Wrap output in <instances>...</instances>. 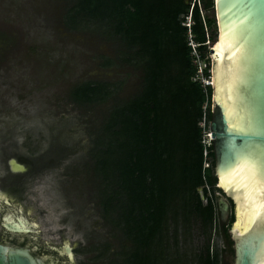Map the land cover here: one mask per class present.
<instances>
[{
	"label": "trees",
	"instance_id": "1",
	"mask_svg": "<svg viewBox=\"0 0 264 264\" xmlns=\"http://www.w3.org/2000/svg\"><path fill=\"white\" fill-rule=\"evenodd\" d=\"M67 3V29L112 40L119 60L141 72L140 87L128 98L119 96L123 83L115 80H83L68 92L77 104H108L86 168L109 233L89 249L95 251L92 259L97 264L105 258L109 264H226L210 240L217 226L230 244L232 203L228 200L229 220L221 226L213 152L212 168L203 170L198 126L204 103L211 118L212 89L194 79L198 66L188 45L195 44L205 63L202 75L209 77V48L217 35L214 0ZM113 64L109 58L103 63ZM193 223L203 241L192 252L181 244Z\"/></svg>",
	"mask_w": 264,
	"mask_h": 264
},
{
	"label": "rangeland",
	"instance_id": "2",
	"mask_svg": "<svg viewBox=\"0 0 264 264\" xmlns=\"http://www.w3.org/2000/svg\"><path fill=\"white\" fill-rule=\"evenodd\" d=\"M67 2L0 0V134L14 126L21 155L50 143L67 151L64 162L52 168L40 187L50 184L58 204L47 219L54 230L65 226L70 239L81 240L74 264H97L92 259L95 251L89 249L109 233L86 168L91 165L108 104H77L70 101L68 92L83 80H115L123 83L119 96L128 98L139 89L141 72L119 60L112 40L91 30L67 29L63 23ZM190 23L187 20L186 24ZM106 58L115 64L103 65ZM194 62L204 67L201 59L194 58ZM212 192L209 187L207 193ZM199 193L205 203L201 190ZM214 194L220 196L221 192L215 190ZM215 228L210 246L221 260V248L224 254L227 251ZM110 241L117 245L113 238ZM202 241L193 223L181 245L193 252ZM99 263L109 264L107 258Z\"/></svg>",
	"mask_w": 264,
	"mask_h": 264
},
{
	"label": "water",
	"instance_id": "3",
	"mask_svg": "<svg viewBox=\"0 0 264 264\" xmlns=\"http://www.w3.org/2000/svg\"><path fill=\"white\" fill-rule=\"evenodd\" d=\"M254 7L257 12L251 24L242 25L244 4L214 0L217 35L209 48V125L216 187L221 191L220 196L215 194L221 222L228 220V200L232 203L228 234L233 257L221 248V262L226 264H264V227L256 226L264 214V200L259 199L264 193L255 190L254 196L252 186L243 190L245 209L251 202L246 215L229 189H239L245 182L242 161L264 163V0ZM68 254L73 262L70 247ZM0 264H41V260L28 247L0 244Z\"/></svg>",
	"mask_w": 264,
	"mask_h": 264
},
{
	"label": "flooded vegetation",
	"instance_id": "4",
	"mask_svg": "<svg viewBox=\"0 0 264 264\" xmlns=\"http://www.w3.org/2000/svg\"><path fill=\"white\" fill-rule=\"evenodd\" d=\"M0 135V244L28 247L41 264H74L68 247L75 258L81 240L70 239L65 226L55 230L51 227L47 216L58 209V204L50 184L40 189L52 168L64 162L67 151L50 143L47 148L21 155L14 126L2 129ZM228 220L220 221L221 226ZM16 227L27 231L14 230ZM223 242L233 257L231 241Z\"/></svg>",
	"mask_w": 264,
	"mask_h": 264
},
{
	"label": "snow or ice",
	"instance_id": "5",
	"mask_svg": "<svg viewBox=\"0 0 264 264\" xmlns=\"http://www.w3.org/2000/svg\"><path fill=\"white\" fill-rule=\"evenodd\" d=\"M239 2L245 5V14L241 19V24L250 25L257 12L254 5L260 3V0H239ZM242 164L245 169V182L240 185L239 189H233L232 186H229V189L232 190L234 197L238 198L240 209L245 211L246 215H249L251 211V202L249 203L247 209H245L243 190L248 186H252L254 189V196L255 190H260L264 193V163L257 162L254 159H246L242 161ZM259 199L264 200V195H261ZM256 226L264 227V214H261L258 217Z\"/></svg>",
	"mask_w": 264,
	"mask_h": 264
},
{
	"label": "built area",
	"instance_id": "6",
	"mask_svg": "<svg viewBox=\"0 0 264 264\" xmlns=\"http://www.w3.org/2000/svg\"><path fill=\"white\" fill-rule=\"evenodd\" d=\"M187 20H191L190 15L187 16L186 22ZM187 25V24H186ZM189 26V24H188ZM191 42V43H189ZM188 45L191 46L192 48V54L195 55L194 58H197L198 60H200L199 55L197 53V51L195 50V44L192 41H189ZM194 60V59H193ZM197 64V63H196ZM198 69H197V74L195 76L194 79H199V81L201 82L202 86H207L210 85V76L209 77H205L202 75V69L205 67V63H204V67H199V65L197 64ZM207 110V106L206 103H204V105L202 106V114L198 119V126L201 130V138H200V142L202 144L203 150H202V155H203V164H202V168L203 170L212 168V158L210 156V152L212 151V146H211V130H210V119L207 118L206 115V111ZM206 188L208 187L205 184ZM202 189V187H201ZM206 200V199H205Z\"/></svg>",
	"mask_w": 264,
	"mask_h": 264
}]
</instances>
